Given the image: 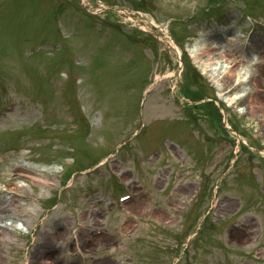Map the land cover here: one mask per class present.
<instances>
[{"label": "rangeland", "instance_id": "obj_1", "mask_svg": "<svg viewBox=\"0 0 264 264\" xmlns=\"http://www.w3.org/2000/svg\"><path fill=\"white\" fill-rule=\"evenodd\" d=\"M210 1L0 0V264H264V0Z\"/></svg>", "mask_w": 264, "mask_h": 264}, {"label": "bare ground", "instance_id": "obj_2", "mask_svg": "<svg viewBox=\"0 0 264 264\" xmlns=\"http://www.w3.org/2000/svg\"><path fill=\"white\" fill-rule=\"evenodd\" d=\"M169 43L172 45L173 43H171V41H169ZM198 42L195 43V45L193 47H191L189 49L190 53H192L194 55V57L196 58V60L199 58V57H202V56H208L210 58V60L213 61V59H215L213 62L211 61V63H206L205 65V68L209 71H216V70H221L223 72H226L227 69L230 67V63L229 61L226 59L225 60V63H223V58L225 57V54L223 51H221V48L218 47L216 50L217 51H211V50H208L206 47H201V46H196ZM174 45V44H173ZM176 48V47H175ZM177 52H179L178 50H176ZM252 60V59H250ZM254 60V59H253ZM249 61V60H247ZM225 64V65H224ZM216 66V67H215ZM212 73V72H211ZM247 73L246 72H242L239 76L240 78L242 77H248V75H246ZM213 79H216L215 75L213 77ZM216 81H218L216 79ZM241 94V93H240ZM240 94L236 95L234 98L238 97ZM229 99V101H233V99ZM159 156V154L157 155ZM156 155L154 157H157ZM152 160V159H151ZM150 160V161H151ZM42 247V246H41ZM34 259V258H33ZM36 264H40V262L38 260L35 261ZM42 264V263H41Z\"/></svg>", "mask_w": 264, "mask_h": 264}]
</instances>
